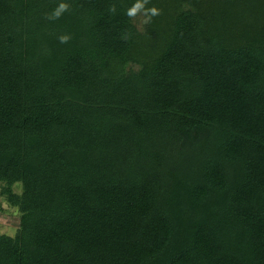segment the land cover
<instances>
[{"label": "trees", "instance_id": "16d2710c", "mask_svg": "<svg viewBox=\"0 0 264 264\" xmlns=\"http://www.w3.org/2000/svg\"><path fill=\"white\" fill-rule=\"evenodd\" d=\"M134 2L0 0V264H264V0Z\"/></svg>", "mask_w": 264, "mask_h": 264}, {"label": "rangeland", "instance_id": "374dc122", "mask_svg": "<svg viewBox=\"0 0 264 264\" xmlns=\"http://www.w3.org/2000/svg\"><path fill=\"white\" fill-rule=\"evenodd\" d=\"M145 21V18L143 15H139V17L136 18L137 27L139 29L142 28V23ZM15 191L20 192L21 187L20 185L15 186ZM3 204V211H0V235L6 234L10 236H14L20 226V213L17 209L11 207L7 202H5L4 199H2ZM248 235H245V237ZM243 239V237H241ZM249 241V240H248ZM245 240H242L240 242H236V246L239 249H245ZM239 244V245H238Z\"/></svg>", "mask_w": 264, "mask_h": 264}, {"label": "clouds", "instance_id": "9594fccd", "mask_svg": "<svg viewBox=\"0 0 264 264\" xmlns=\"http://www.w3.org/2000/svg\"><path fill=\"white\" fill-rule=\"evenodd\" d=\"M148 3V0H135V2L132 4V6L127 10V15L130 18L136 17L139 13L143 12L146 16H148V20L145 21V23L150 22L151 17L158 16L161 14L162 10H159L155 7L152 8H146L145 5ZM69 10V5L66 3H60L57 8L54 10L51 16H48V19H59L60 16ZM109 11L112 13H115L116 7L115 5H112L109 8ZM60 43H68V41L71 39L70 36L62 35L59 38Z\"/></svg>", "mask_w": 264, "mask_h": 264}]
</instances>
